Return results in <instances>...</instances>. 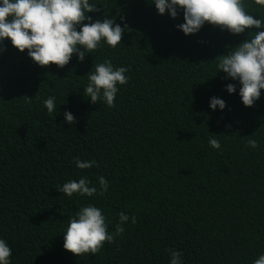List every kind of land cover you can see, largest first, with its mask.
<instances>
[{
  "label": "trees",
  "instance_id": "trees-1",
  "mask_svg": "<svg viewBox=\"0 0 264 264\" xmlns=\"http://www.w3.org/2000/svg\"><path fill=\"white\" fill-rule=\"evenodd\" d=\"M89 2L99 9L87 13L93 22L107 15L127 24L116 48L105 43L83 62L73 54L62 68L41 67L3 41L0 238L12 249L10 264H170L169 248L183 253L182 264H253L264 254V89L246 107L239 81L218 71L216 59L252 30L232 34L206 22L186 35L176 27L182 9L172 18L152 0ZM245 3L264 17V8ZM105 59L129 69L112 108L83 94L87 73ZM49 96L52 114L43 103ZM212 97L226 107L213 110ZM213 137L219 149L210 146ZM75 157L99 167L79 169ZM101 175L109 182L103 197L58 191L84 176L99 189ZM88 203L103 209L109 231L120 212L129 220L116 242L76 256L64 249L63 232Z\"/></svg>",
  "mask_w": 264,
  "mask_h": 264
},
{
  "label": "clouds",
  "instance_id": "clouds-1",
  "mask_svg": "<svg viewBox=\"0 0 264 264\" xmlns=\"http://www.w3.org/2000/svg\"><path fill=\"white\" fill-rule=\"evenodd\" d=\"M159 14L166 12L172 17L178 16V8L183 10L184 23L176 27L186 35L198 32L207 22L227 30L232 34L249 31V38L233 47L227 54L216 57L218 71L222 70L233 80L240 83L239 95L246 107L254 106L264 89V17L255 18L249 11L245 0H152ZM253 3L264 8V0H253ZM99 11L97 4L89 0H0V51L4 50L3 41L10 39L12 45L21 52L27 50L29 57L39 66H66L73 54L83 62L86 53H94L107 44L116 48L127 29L114 23V18H105L93 22L87 13ZM121 19H124L121 17ZM85 21H88L85 23ZM254 29V30H253ZM87 73L88 83L83 89L85 97L92 103L103 101L109 108L115 106L120 85H126L129 69L114 66L111 59H105ZM92 67V69H93ZM229 93L236 91L235 84H228ZM27 103H31V97ZM49 114L57 111L55 97L49 96L43 101ZM210 107L223 110L226 102L218 97L210 99ZM65 120L74 124L76 117L69 111L64 113ZM247 145L257 148L256 139L247 140ZM209 144L215 149L221 147L216 138H210ZM79 169H89L95 160L82 161L75 157ZM108 180L98 177L99 189L90 186L91 180L84 176L78 181L73 179L63 183L58 189L69 198L73 194L79 196L103 197L108 191ZM64 234L65 250L76 256L96 255L105 243L112 244L125 232L124 224L129 220L125 212L119 213V222L114 230L109 231L110 221L102 208L92 203L82 205L74 215L69 216ZM132 224L137 222L136 216L131 217ZM170 264H182L183 253L168 249ZM12 249L5 239L0 238V264H10ZM253 264H264V254H260Z\"/></svg>",
  "mask_w": 264,
  "mask_h": 264
}]
</instances>
